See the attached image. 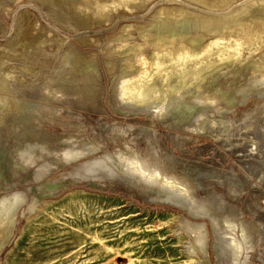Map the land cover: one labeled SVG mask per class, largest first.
<instances>
[{"label":"rangeland","instance_id":"374dc122","mask_svg":"<svg viewBox=\"0 0 264 264\" xmlns=\"http://www.w3.org/2000/svg\"><path fill=\"white\" fill-rule=\"evenodd\" d=\"M2 201L0 264H264V0H0Z\"/></svg>","mask_w":264,"mask_h":264},{"label":"bare ground","instance_id":"6f19581e","mask_svg":"<svg viewBox=\"0 0 264 264\" xmlns=\"http://www.w3.org/2000/svg\"><path fill=\"white\" fill-rule=\"evenodd\" d=\"M141 163V162H140ZM140 165V164H139ZM137 167V166H136ZM130 170V169H129ZM128 170V171H129ZM133 171V170H132ZM91 172V171H90ZM137 173V172H136ZM159 174V173H158ZM145 176V175H144ZM144 176H142V177H144ZM153 177V176H152ZM177 185V184H176ZM169 190V189H168ZM173 190V189H172ZM174 194V193H173ZM174 196V195H173ZM188 197V196H187ZM16 200V199H15ZM17 202V201H16ZM192 202V201H191ZM3 204V201L2 202H0V210H1V205ZM183 205V204H182ZM13 207V206H12ZM9 213V212H8ZM8 213H6L5 215H7ZM2 214V213H1ZM197 228V227H196ZM199 228V227H198ZM246 240V239H245ZM233 241V240H232ZM228 244V243H227ZM233 245H234V243H233Z\"/></svg>","mask_w":264,"mask_h":264}]
</instances>
